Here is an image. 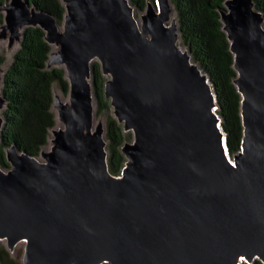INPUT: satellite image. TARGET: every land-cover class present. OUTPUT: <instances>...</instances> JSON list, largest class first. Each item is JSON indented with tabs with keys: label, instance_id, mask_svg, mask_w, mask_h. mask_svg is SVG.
I'll return each mask as SVG.
<instances>
[{
	"label": "water",
	"instance_id": "1",
	"mask_svg": "<svg viewBox=\"0 0 264 264\" xmlns=\"http://www.w3.org/2000/svg\"><path fill=\"white\" fill-rule=\"evenodd\" d=\"M60 23L30 0L0 5V38L39 26L67 99L38 155L12 144L0 166V240L20 264H240L264 262V16L253 0L220 11L241 95L243 137L232 156L206 72L179 45L171 0H61ZM52 45H55L53 49ZM132 139L119 174L95 121L91 62ZM0 66V130L7 99Z\"/></svg>",
	"mask_w": 264,
	"mask_h": 264
},
{
	"label": "trees",
	"instance_id": "2",
	"mask_svg": "<svg viewBox=\"0 0 264 264\" xmlns=\"http://www.w3.org/2000/svg\"><path fill=\"white\" fill-rule=\"evenodd\" d=\"M6 0H0L2 5ZM148 0H130L144 9ZM255 8L264 16V0H253ZM37 8L51 13L61 22L65 8L61 0H30ZM178 22L180 39L189 49L191 57L207 73L216 93L217 113L225 132L229 154L233 155L241 147L243 125L241 118V95L234 83L233 54L223 30L220 9L224 0H171ZM3 14L0 12V25ZM50 44L45 40V32L39 26H27L22 32L18 49L3 75L2 91L7 102L2 110L3 124L0 130V166L9 167L5 150L15 144L20 150L38 155L47 142L49 128L55 124L52 111V85L56 83L64 92L68 91V81L64 69L47 66ZM0 53V66L4 62ZM93 94L96 103L95 114H105V137L107 139L108 167L111 173L119 174L125 157L121 146L131 138L130 131L113 116L109 100L104 97V81L98 61L91 62ZM0 264H20L10 251L0 244ZM106 264V263H103ZM264 264L260 259L252 263Z\"/></svg>",
	"mask_w": 264,
	"mask_h": 264
},
{
	"label": "rangeland",
	"instance_id": "3",
	"mask_svg": "<svg viewBox=\"0 0 264 264\" xmlns=\"http://www.w3.org/2000/svg\"><path fill=\"white\" fill-rule=\"evenodd\" d=\"M145 8H146V6H145ZM145 8L140 9V8L134 6L135 15L138 18V20H140V15L145 11ZM172 17L176 18L175 9L173 10ZM178 43L180 46H182L183 49H187L186 46L182 43L181 39H179ZM19 45H20V43H18V42H15L13 45H9V38L8 37L0 38V53L3 54L4 58H5V60L1 66L4 69H6L8 67V65L10 64L12 57H13V54L18 49ZM52 46H53L52 47L53 49L56 48L55 45H52ZM50 47H51V45H50ZM58 67H60V66H58ZM90 81H92V77H91ZM52 92H53V100L56 96L60 97L61 99H65V100L68 98L67 97L68 91L64 92L56 83H53V85H52ZM51 108L55 114V109L52 106H51ZM95 110H96V103L94 102V112H95ZM95 121L96 122L97 121H103L105 123V114L103 112H100V114H98V115L95 114ZM60 125H61V122L55 117L54 126H60ZM131 139H132V134H131V138L127 139V140H131ZM1 167H3V166H1ZM3 168H7V167H3ZM0 244H3L6 247L5 240H0ZM22 252H23V242H20L16 245L15 249L12 252H10V254L13 257L17 258L18 260H20Z\"/></svg>",
	"mask_w": 264,
	"mask_h": 264
}]
</instances>
